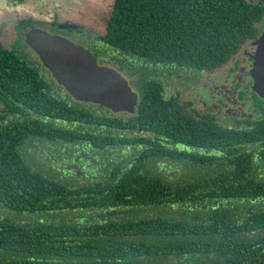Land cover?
<instances>
[{
    "label": "trees",
    "instance_id": "trees-1",
    "mask_svg": "<svg viewBox=\"0 0 264 264\" xmlns=\"http://www.w3.org/2000/svg\"><path fill=\"white\" fill-rule=\"evenodd\" d=\"M260 9L114 0L92 52L138 90L134 114L67 102L25 44L0 43V264H264V126L171 112L166 93L224 63Z\"/></svg>",
    "mask_w": 264,
    "mask_h": 264
},
{
    "label": "flooded vegetation",
    "instance_id": "flooded-vegetation-1",
    "mask_svg": "<svg viewBox=\"0 0 264 264\" xmlns=\"http://www.w3.org/2000/svg\"><path fill=\"white\" fill-rule=\"evenodd\" d=\"M10 1H14L16 5H18V9L12 8L13 17H11L9 11L6 10L5 13L9 15V19L6 21L5 28L1 32L0 37L5 35L6 30L10 26L9 23L14 20L11 26L13 27L14 33L18 36L17 41L25 44V50L29 55V60L35 62L39 68V79H41L39 80L40 87L46 88V82L49 80L56 88L57 94L65 98L67 102L85 103L74 99L63 86L57 83L51 72L44 66L39 55L27 44L25 34L31 29H42L51 34L66 37L80 44L96 57L92 52L93 49L96 47H102L103 49L109 48L104 43L103 37L106 34L107 26L112 15L114 1L111 5V15L106 22V29L104 32H93L91 30L88 32L73 25L66 26L65 24H61L57 15L58 8L55 4L56 0L53 1L54 11L50 15H45L41 10H38L34 6L35 3H31L32 9L34 8L35 11L33 13L31 12L32 9L28 10L29 4H26L24 0ZM247 1L262 6V9L256 12L257 17L251 21L253 25L252 32L239 40L238 49L224 63L209 69H203L194 74L192 73L193 77L191 76L190 80L172 76L169 83L170 86L167 87L166 90L167 95L170 97L169 107L171 112L179 110L183 116L191 114L195 116L196 119H212L217 125L231 126L232 128L244 125L250 128H255L257 125L264 126V98L252 89L253 77L251 75L257 45L264 33V0ZM10 4L11 3L8 2L7 7ZM20 8L22 10H20ZM17 41L15 40L13 42L11 48ZM0 43L2 44L1 39ZM96 58L100 64H105L101 63L98 57ZM172 70H175V67H172L171 71ZM198 73L199 75L203 74L204 77L200 79V76H197ZM179 75L182 76L183 74ZM176 80L186 84V86H184V92L177 91L176 93H169V89L173 85L172 82ZM191 81L193 82L190 83ZM136 91L138 92V90ZM120 113L125 112H119L117 114ZM223 116L229 119L224 121L223 118H221ZM48 119L50 120L51 118L49 117ZM52 157L56 156L52 153ZM260 158H262V156H260ZM64 163L67 164L69 169H71L73 165L75 167L77 166L75 163H69L68 158L64 160ZM86 166L87 164L84 165V167ZM65 176L69 178L67 175Z\"/></svg>",
    "mask_w": 264,
    "mask_h": 264
},
{
    "label": "water",
    "instance_id": "water-1",
    "mask_svg": "<svg viewBox=\"0 0 264 264\" xmlns=\"http://www.w3.org/2000/svg\"><path fill=\"white\" fill-rule=\"evenodd\" d=\"M25 37L57 83L74 99L97 104L114 113L136 112L139 93L121 71L100 64L89 50L66 37L42 29H31ZM254 58L252 89L264 98V33Z\"/></svg>",
    "mask_w": 264,
    "mask_h": 264
},
{
    "label": "rangeland",
    "instance_id": "rangeland-1",
    "mask_svg": "<svg viewBox=\"0 0 264 264\" xmlns=\"http://www.w3.org/2000/svg\"><path fill=\"white\" fill-rule=\"evenodd\" d=\"M54 0H24L26 4H29L28 10L32 9V4L35 3V7L38 10H41L45 15H50L53 13ZM114 0H56V6L58 8L57 15L61 24H65L66 26L73 25L75 27L81 28L90 32H101L106 29V22L111 15V5ZM11 4L7 7V3ZM32 3V4H31ZM18 9V5L14 1L10 0H0V34L5 28L6 21L9 19V15L5 12L9 11L11 17H13V9ZM20 10H22L20 8ZM26 11V10H25ZM31 12H35L34 8ZM24 13V12H22ZM14 19V18H13ZM12 20L9 23V27L6 30V33L3 37H0L2 40V44L6 48H11L13 42L18 39L17 34L14 33L13 27L11 26ZM92 33V32H91ZM94 34V33H93ZM110 66L117 68V65L109 64ZM197 76L204 77L203 74L199 73ZM191 81L190 83H192ZM172 86L169 89V93L183 91L184 92V82H178V80L172 82ZM56 104V105H55ZM54 106V107H53ZM53 106H49L45 104L43 107V112L49 116L51 119H56L55 117L68 118L67 113H62L59 111L60 104L54 103ZM60 106V107H59ZM2 108V104L0 103V109ZM60 114V115H59ZM224 114V113H222ZM224 121L229 119L228 117H221ZM70 119V118H69ZM78 119V118H77ZM79 120H83L79 118ZM71 179L74 180V177L71 176ZM159 211L158 209L152 210L149 212L150 214H154V212ZM8 211L6 209L1 208V213L4 216H8Z\"/></svg>",
    "mask_w": 264,
    "mask_h": 264
}]
</instances>
